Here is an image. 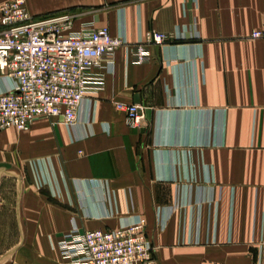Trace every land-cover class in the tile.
<instances>
[{
  "label": "crops",
  "instance_id": "0c3cea01",
  "mask_svg": "<svg viewBox=\"0 0 264 264\" xmlns=\"http://www.w3.org/2000/svg\"><path fill=\"white\" fill-rule=\"evenodd\" d=\"M25 3L35 18L72 13L75 31L108 27L127 43L88 75L74 126L39 118L0 132V206L30 225L12 253H42L30 237L143 219L161 264H264V40L251 38L264 0ZM151 31L178 38L151 45ZM15 87L0 76V93ZM117 102L142 106L143 126L128 127Z\"/></svg>",
  "mask_w": 264,
  "mask_h": 264
},
{
  "label": "built area",
  "instance_id": "2783aa9c",
  "mask_svg": "<svg viewBox=\"0 0 264 264\" xmlns=\"http://www.w3.org/2000/svg\"><path fill=\"white\" fill-rule=\"evenodd\" d=\"M75 15L64 13L35 18L25 0H11L0 8V76L16 82L12 91L0 93V132L27 131L39 118L58 119L74 126L86 97L88 75L104 61L113 64L115 53L126 45L108 27L73 29ZM177 34L151 31L148 43L163 46ZM252 39L264 40V29ZM138 63L150 59L147 46L134 51ZM132 129L143 126V107L115 103ZM67 264H161L157 248L148 237L145 220L118 230L103 228L62 237L58 243Z\"/></svg>",
  "mask_w": 264,
  "mask_h": 264
},
{
  "label": "rangeland",
  "instance_id": "374dc122",
  "mask_svg": "<svg viewBox=\"0 0 264 264\" xmlns=\"http://www.w3.org/2000/svg\"><path fill=\"white\" fill-rule=\"evenodd\" d=\"M35 224L36 223H33V225ZM19 225L25 228H28V226L30 227L28 223H18L15 220V212L11 206H0V264H20L23 260L25 264H37L40 259H43L45 264H53L60 259L58 247L59 240L65 235L76 231L75 229H71L58 238L55 243L53 240L51 241V238L42 239V241L38 243L37 238L30 237L28 239V245L32 243L35 245L40 244L43 249L42 253L33 252L25 254L22 250L12 253L22 242L27 245V243H25V238L22 239L20 237Z\"/></svg>",
  "mask_w": 264,
  "mask_h": 264
}]
</instances>
